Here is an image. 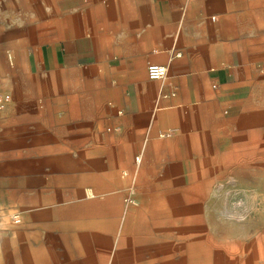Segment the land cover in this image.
Returning <instances> with one entry per match:
<instances>
[{
	"label": "crops",
	"instance_id": "crops-1",
	"mask_svg": "<svg viewBox=\"0 0 264 264\" xmlns=\"http://www.w3.org/2000/svg\"><path fill=\"white\" fill-rule=\"evenodd\" d=\"M253 2L60 0L55 16L52 10L48 14L44 33L46 62L41 64L47 91L29 98L30 108L43 109L47 119L57 123L54 130L60 129L55 141L62 152L47 162L63 165L62 170L66 165H109L116 175L111 180L121 186L122 169H131L138 156L147 165L212 163L214 130L223 123H238L239 116L229 111L244 98L246 71L256 67L255 51L249 43L246 49L244 42V14ZM48 50L55 57L49 65ZM248 53L253 57L246 65ZM150 64L166 67L167 77L149 80ZM96 176L69 183L97 198L113 184ZM100 202L86 201L90 206ZM110 203L89 207L114 212V206H106ZM144 212L140 210L139 218ZM144 220L139 219L132 238L139 244L149 241ZM30 225L33 232L13 237V264H59L53 256L57 241L47 237L57 226ZM116 225L100 220L68 225L66 236L55 237L70 240L61 264H102L98 247L108 250L110 241L105 239L114 237L111 229ZM255 256L257 251L246 264H255ZM192 260L224 263L213 250Z\"/></svg>",
	"mask_w": 264,
	"mask_h": 264
},
{
	"label": "rangeland",
	"instance_id": "rangeland-1",
	"mask_svg": "<svg viewBox=\"0 0 264 264\" xmlns=\"http://www.w3.org/2000/svg\"><path fill=\"white\" fill-rule=\"evenodd\" d=\"M59 2L0 0V261L15 263L17 232L25 235L33 229L30 224L47 223L57 226L47 237L57 241L53 256L61 264L70 240L55 237L66 236L72 223L100 220L118 224L110 226L114 237L105 239L108 250L98 247L102 264H191L205 250L217 251L223 264H246L257 251L252 260L264 264V0H254L244 14L245 47H253L256 67L246 71L244 98L229 111L239 116L238 123L214 130L212 163L147 165L138 156L131 169H122L123 186L111 180L116 175L109 165L62 170L63 165L47 162L62 152L55 141L60 129L54 130L57 123L48 121L43 109L30 108L29 98L47 91L44 33ZM251 53L244 56L246 65ZM54 58L50 52L47 65ZM170 168L173 172H165ZM97 174L102 183L113 184L97 198L69 183ZM111 196L117 199H106ZM96 199L100 204L92 206L111 202L106 206L115 211L92 210L86 201ZM140 210L149 241L139 244L132 238Z\"/></svg>",
	"mask_w": 264,
	"mask_h": 264
},
{
	"label": "built area",
	"instance_id": "built-area-1",
	"mask_svg": "<svg viewBox=\"0 0 264 264\" xmlns=\"http://www.w3.org/2000/svg\"><path fill=\"white\" fill-rule=\"evenodd\" d=\"M147 75L151 81H163L168 75V69L160 65L150 64L147 67ZM13 221L15 224H19L20 219L18 218V215L13 216Z\"/></svg>",
	"mask_w": 264,
	"mask_h": 264
},
{
	"label": "bare ground",
	"instance_id": "bare-ground-1",
	"mask_svg": "<svg viewBox=\"0 0 264 264\" xmlns=\"http://www.w3.org/2000/svg\"><path fill=\"white\" fill-rule=\"evenodd\" d=\"M136 241H137V239L135 240V242H136ZM255 251H256V250H255ZM206 258H207V257H206ZM203 260H204V259H203ZM205 261H206V260H205ZM165 264H169V263H168V262H167V263L165 262ZM206 264H207V263H206Z\"/></svg>",
	"mask_w": 264,
	"mask_h": 264
}]
</instances>
